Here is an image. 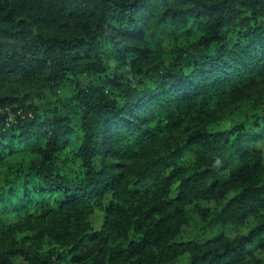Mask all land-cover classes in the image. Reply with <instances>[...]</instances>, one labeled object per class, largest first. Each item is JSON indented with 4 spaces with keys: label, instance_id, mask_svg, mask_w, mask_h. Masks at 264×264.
<instances>
[{
    "label": "trees",
    "instance_id": "16d2710c",
    "mask_svg": "<svg viewBox=\"0 0 264 264\" xmlns=\"http://www.w3.org/2000/svg\"><path fill=\"white\" fill-rule=\"evenodd\" d=\"M15 257L264 264V0H0Z\"/></svg>",
    "mask_w": 264,
    "mask_h": 264
},
{
    "label": "rangeland",
    "instance_id": "374dc122",
    "mask_svg": "<svg viewBox=\"0 0 264 264\" xmlns=\"http://www.w3.org/2000/svg\"><path fill=\"white\" fill-rule=\"evenodd\" d=\"M228 123H229V121L225 119L220 123L219 126L223 127V126H226ZM215 129H216V127H215ZM199 204L203 207L210 205L209 202H206L204 200L199 201ZM101 221H102V211L101 210H95L91 216V222H92L93 227L98 228L101 224ZM199 224H200L199 220L194 219L189 224L185 225L183 228L184 236L185 237H192L193 235H195V233H197V228L199 227ZM254 246L255 245H252L251 248H253ZM14 262H15V264H27V262L20 257H15Z\"/></svg>",
    "mask_w": 264,
    "mask_h": 264
}]
</instances>
